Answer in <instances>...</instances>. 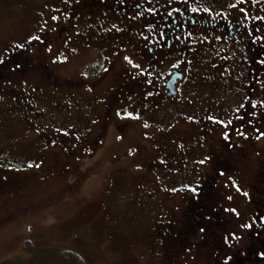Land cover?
<instances>
[{"label":"flooded vegetation","instance_id":"obj_1","mask_svg":"<svg viewBox=\"0 0 264 264\" xmlns=\"http://www.w3.org/2000/svg\"><path fill=\"white\" fill-rule=\"evenodd\" d=\"M37 11L34 50H1L0 126L26 120L27 144L67 155L79 139L85 155L97 154L135 126L141 135L115 154V177L137 185V207L156 210L157 262L264 264V155L255 150L264 139V0H40ZM55 63L77 70L61 78ZM193 85L213 101L194 102ZM71 101L89 106L84 138L34 121L56 102L72 112ZM248 159L255 170L244 184ZM141 165L143 178L127 177ZM31 179L0 172V206ZM230 185L243 203L232 206ZM32 206L1 214L0 229Z\"/></svg>","mask_w":264,"mask_h":264},{"label":"rangeland","instance_id":"obj_2","mask_svg":"<svg viewBox=\"0 0 264 264\" xmlns=\"http://www.w3.org/2000/svg\"><path fill=\"white\" fill-rule=\"evenodd\" d=\"M39 2L0 0V54L3 48L6 51L21 43L29 44L31 50L37 46L32 41L40 37L37 31ZM50 50L53 51L54 47ZM76 70L72 64L55 63V71L61 78L73 75ZM60 94L59 91H52L55 99H59ZM202 95L199 86L191 87L189 97L194 102ZM203 96L213 101V94ZM69 104L72 112L64 111L58 102L53 108L42 107L40 110L44 113L36 111L34 121H38L44 130L64 131L74 126L79 136L84 138L87 129L82 119L89 106L74 101ZM96 115L90 114L88 122ZM83 120L86 122V118ZM26 123L23 120L17 128L0 126V149L4 150L5 147L8 157L27 161V164L9 166L1 153L0 165L3 169L0 168V172L32 175L25 193L16 194L0 206V215L16 207L33 205L0 229V264L13 256L21 264H75L71 259L72 262L57 256L56 251L62 248L77 250L86 264H155L159 255L152 252L156 249V231L152 227L156 210L142 204L140 208L137 207L138 203L133 197L137 185L123 184L122 178L115 177L117 171L114 169L118 166L115 154L133 144L134 136L141 135L139 130L135 126H128L120 143L109 140L105 149L93 155H85V149H81L84 141L81 139L80 142L79 139L78 151L67 155L63 148L61 150L40 142L27 144L24 136L25 132L28 133ZM19 135L23 138L17 143ZM263 140L255 146L259 157L264 155ZM199 155L198 151L193 157L198 158ZM254 164L255 160L248 159L246 171L243 172L244 184H248L253 175ZM133 172L141 179L145 168L141 165L139 170L132 173L127 170V177ZM227 194L232 206L243 203L245 195L236 186L230 185ZM26 238L35 244L33 250L26 247ZM252 238H255L254 235ZM34 251L44 252L32 259L36 255ZM187 259L182 257L180 264H194Z\"/></svg>","mask_w":264,"mask_h":264},{"label":"trees","instance_id":"obj_3","mask_svg":"<svg viewBox=\"0 0 264 264\" xmlns=\"http://www.w3.org/2000/svg\"><path fill=\"white\" fill-rule=\"evenodd\" d=\"M6 160H7V163H11V164L16 165V166L24 164L23 161L18 160V159L13 158V157L8 158ZM30 240L26 238L25 239V245H26L27 248L33 250L35 244H33V242H31ZM147 240H148V243H150L149 242L150 239L147 238ZM150 244H149V249L152 251V249L150 248ZM42 252H44V251H37V252L34 251V254H36V255L32 259H35L36 257H39L42 254ZM152 252L154 254V251H152ZM56 253H57V256L60 259H62V260H67V261H70V262H72L71 260H73L75 262V264H86V261H85L84 257L77 250H74V249H71V248H62V249L57 250ZM256 263H257V261H253V262L249 261V264H256ZM3 264H21V263L19 262V259L17 257L13 256V257H11V258H9L7 260H4ZM155 264H163V263L156 261ZM166 264H170V263L167 262Z\"/></svg>","mask_w":264,"mask_h":264}]
</instances>
